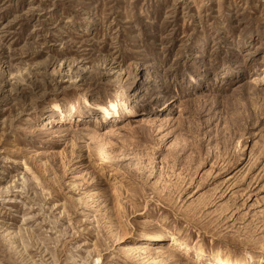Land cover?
Listing matches in <instances>:
<instances>
[{"label":"rangeland","instance_id":"1","mask_svg":"<svg viewBox=\"0 0 264 264\" xmlns=\"http://www.w3.org/2000/svg\"><path fill=\"white\" fill-rule=\"evenodd\" d=\"M218 253L264 264V0H0V264Z\"/></svg>","mask_w":264,"mask_h":264},{"label":"bare ground","instance_id":"2","mask_svg":"<svg viewBox=\"0 0 264 264\" xmlns=\"http://www.w3.org/2000/svg\"><path fill=\"white\" fill-rule=\"evenodd\" d=\"M54 106L58 108L59 104L56 102V104H54ZM143 230H144V225L142 226V228L139 232L143 233ZM163 237H164L163 235H158L157 239L162 240ZM170 241L172 242V245L180 246L183 249H185L187 252H190L192 249H194L191 246H189L188 244L180 241L179 239H177L175 237H173ZM127 250H129V249H127ZM192 251H194L195 257L198 261H202L205 258V255H206L205 251H203L201 249H194ZM255 263H256V258L254 256H249V258L247 259V261L245 263H241L238 261H230V260L224 258V256L221 253L215 254L214 256L210 257L207 260V264H255Z\"/></svg>","mask_w":264,"mask_h":264}]
</instances>
